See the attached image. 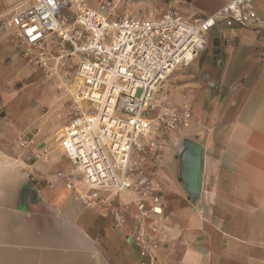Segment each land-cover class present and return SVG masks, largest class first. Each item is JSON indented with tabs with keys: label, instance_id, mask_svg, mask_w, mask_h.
Wrapping results in <instances>:
<instances>
[{
	"label": "built area",
	"instance_id": "obj_1",
	"mask_svg": "<svg viewBox=\"0 0 264 264\" xmlns=\"http://www.w3.org/2000/svg\"><path fill=\"white\" fill-rule=\"evenodd\" d=\"M257 1L232 0L216 14L189 22L173 8L119 13L120 0L115 5L103 0L96 10L87 0H5L7 10L0 19L11 15L3 24L20 41L22 54L32 57L44 85L57 78L60 89L71 96L75 128L64 131L56 143L73 172L58 173V178L81 204L103 208L126 242L138 248L140 264H159L173 216L157 165L165 144L193 117L191 106L160 102L157 94L178 69L206 50L219 23L258 29L264 44ZM52 37L56 57L47 48ZM89 107L94 111L87 113ZM33 145L32 139L19 140L24 150ZM52 150L45 144L35 160L48 163ZM75 175L101 194L79 190Z\"/></svg>",
	"mask_w": 264,
	"mask_h": 264
},
{
	"label": "crops",
	"instance_id": "obj_2",
	"mask_svg": "<svg viewBox=\"0 0 264 264\" xmlns=\"http://www.w3.org/2000/svg\"><path fill=\"white\" fill-rule=\"evenodd\" d=\"M230 1L176 0L171 3L166 0L164 5L178 11L177 4H180L191 10L192 14L186 20L193 22L216 14ZM240 28L232 38H226L219 30V36L214 40L222 42L220 50L223 54L217 66L215 84L201 86L202 83L195 80V76L213 70L209 54L201 52L191 64L196 73L191 74L192 81L187 85L213 94V103L221 105L225 111L220 126L215 127L214 135L208 139L203 131L190 136L182 134L178 137L177 134L172 138L173 144L181 138L197 139L203 147V188L198 208L206 202L208 195L213 208L218 200L230 205L231 201L244 204L253 200L264 202V195H261L264 192V44L260 30ZM214 30L208 36V49ZM219 85L228 86L225 95H214ZM36 124L40 127V122ZM33 132V141L37 139L39 149L40 129ZM22 134L18 139L16 135L13 141L19 148ZM25 138L29 139L28 136ZM0 141L5 146L0 149V264H140L138 248L126 242L123 231L122 242L127 247L103 243V238H110L108 228L115 227L103 212H95L94 208L85 207L77 200L75 193L58 178L62 170L56 175L57 181H52L35 160L38 149L20 148L21 151H17L13 142L5 141L1 136ZM175 156H172L174 164L171 159V163L168 162L167 155L163 158L164 163L170 165L168 170L176 165ZM72 167L65 168L67 171L63 173L72 174ZM159 172L157 169V177ZM164 174L166 181L171 183L169 174ZM184 195L192 210L197 211ZM75 202L94 211L93 218H87L80 208L77 209ZM167 210L173 216L168 203ZM215 221L223 222L220 219ZM200 230L202 226L192 232ZM186 240L185 230L179 227L173 216L162 249L165 252L182 250L181 260L184 262L189 257H198L190 245L185 244Z\"/></svg>",
	"mask_w": 264,
	"mask_h": 264
},
{
	"label": "rangeland",
	"instance_id": "obj_3",
	"mask_svg": "<svg viewBox=\"0 0 264 264\" xmlns=\"http://www.w3.org/2000/svg\"><path fill=\"white\" fill-rule=\"evenodd\" d=\"M117 1L111 0L113 5ZM120 1L122 5L119 8V13L127 9L135 15H140L148 14L156 7L168 8L164 5L166 0ZM172 1L176 0H171V3ZM87 3L92 10H96L100 0H87ZM177 9L185 19H189L192 14L191 10H187L180 4H177ZM254 9L264 18V0L255 2ZM6 10L5 0H0V15ZM10 18L11 15H8L4 19H0V136L9 143L15 142V136L17 135L16 139H18L22 133V138L25 139L28 136L33 140V130L40 129V147L46 144L53 148L50 161L40 164V168L49 174L52 181H57L58 171L66 172L65 168L71 166V163L64 157L62 148L56 143V138H60L64 131L75 128L69 110L71 96L60 89V82L57 78L46 85L42 83L43 73L31 63L32 57L22 54L20 41L14 37L13 30L6 28L3 24ZM230 28L232 27L221 23L211 33L210 47L208 46L209 49L206 48L204 51V54H209V61L210 58L216 61L222 59L223 54L220 50L222 42L214 41L219 36V30L226 38L234 37L241 30L236 26ZM54 38L48 40L47 48L50 54L56 57L58 47ZM53 64L51 62L50 65L53 66ZM195 70L193 65L178 69L163 84L157 94V99L160 102L191 106L193 111L191 123L185 130H181L178 137L182 134L190 136L197 131H203L204 136L208 139L214 135L215 127L220 126L225 111L221 105L213 103V94L199 91L197 88L187 85L192 81L190 76L196 73ZM72 72L76 73V67L72 69ZM71 83L70 85H72ZM75 88L73 87V90ZM226 91H228V86L219 85L214 95L218 93L225 95ZM93 111L91 107L86 110L87 113ZM150 117L153 118L154 114H150ZM36 122H40V127H37L39 124ZM57 133L61 134L56 136ZM14 142L13 146L16 150L21 151L22 148L20 149ZM38 144L35 139L33 148L38 149ZM0 145H4L2 141H0ZM4 147H0V149H5ZM164 147L163 158L165 159V155H167L168 162L171 163L172 160L174 164L172 156L177 152L176 145L172 141ZM168 162L164 163L163 160L158 163L157 169L160 174L158 173L157 178L162 184L164 199L170 204L175 221L179 227L185 230L187 237L185 244H189L191 251H194L198 257H189L184 262L181 260L182 250L171 252L167 250L168 252H165L161 249L159 264H264V202L253 200L244 204L241 201H231L230 205L229 202L218 200L213 208L211 196L208 195L209 198L206 202L200 205L197 211H194L184 195L183 186L178 181L177 164L173 166L172 170H168V166H170ZM165 171L172 178L171 183L166 181ZM74 182L79 190L87 195L101 194L90 191L85 182L78 180L76 175ZM261 195H264V192H261ZM74 204L77 209L80 208L83 211L87 218L91 219L95 215L94 211L86 209V206L76 202ZM94 210L99 213L103 212L101 206L94 207ZM204 219L207 220L206 223ZM217 219L223 222L215 221ZM201 226L202 230L196 233L192 232L194 228ZM107 234L110 238L105 237L102 240L106 246H128L122 242L123 232L121 230L109 227ZM209 252L210 256H207Z\"/></svg>",
	"mask_w": 264,
	"mask_h": 264
},
{
	"label": "water",
	"instance_id": "obj_4",
	"mask_svg": "<svg viewBox=\"0 0 264 264\" xmlns=\"http://www.w3.org/2000/svg\"><path fill=\"white\" fill-rule=\"evenodd\" d=\"M176 164L178 181L183 186L188 200L199 207L203 188L202 153L203 147L197 139L181 138L177 144ZM42 145L40 148H43Z\"/></svg>",
	"mask_w": 264,
	"mask_h": 264
},
{
	"label": "flooded vegetation",
	"instance_id": "obj_5",
	"mask_svg": "<svg viewBox=\"0 0 264 264\" xmlns=\"http://www.w3.org/2000/svg\"><path fill=\"white\" fill-rule=\"evenodd\" d=\"M210 59H211V65L213 67V70L212 71L209 70L208 72L205 71L201 73V75L197 77L195 76V80L200 81L201 79L200 81L202 83L201 86H204L205 84H208V85L215 84L214 80L216 79V76H217V66L219 65V61L218 60L216 61L213 58H210ZM210 72H212V74Z\"/></svg>",
	"mask_w": 264,
	"mask_h": 264
}]
</instances>
